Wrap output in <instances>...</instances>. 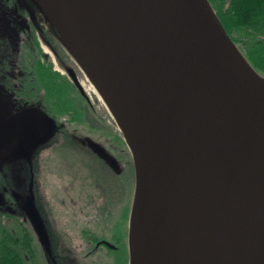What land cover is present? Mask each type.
Instances as JSON below:
<instances>
[{"label": "water", "instance_id": "95a60500", "mask_svg": "<svg viewBox=\"0 0 264 264\" xmlns=\"http://www.w3.org/2000/svg\"><path fill=\"white\" fill-rule=\"evenodd\" d=\"M17 1L42 14L64 55L85 72L55 0ZM68 3L79 37L92 22L88 8L102 19L104 59L97 54L94 65L98 83L114 90L128 139L108 111L134 172L128 264H217L219 252L206 241L216 236L211 224L227 220L252 239V264H264V77L231 40L209 1ZM61 68L83 93L73 67ZM59 128L33 105L0 118V166L23 160L30 173L24 190L19 191L21 180L14 183L11 199L51 260L31 160ZM4 195L0 190V208L7 205Z\"/></svg>", "mask_w": 264, "mask_h": 264}, {"label": "trees", "instance_id": "16d2710c", "mask_svg": "<svg viewBox=\"0 0 264 264\" xmlns=\"http://www.w3.org/2000/svg\"><path fill=\"white\" fill-rule=\"evenodd\" d=\"M7 1L0 0V41L3 37L2 25ZM208 1L225 31L229 35H240V38H235L237 47L252 68L264 77V0ZM41 66L39 78L42 90L45 93L46 105L51 106L53 117L61 125V130L55 138V141H57V137L61 136V142H58L54 150L58 151L65 147L69 149L68 146L74 147L73 149L77 151L84 148L88 152L85 157L94 163L101 164L105 171L110 174L111 184L109 188L98 181L99 177L94 179L83 158L80 159L79 155L75 157L77 162L73 161V163L77 164V170L80 171V166L83 164L85 167L82 168L83 172L81 173V176L85 178L84 183L79 184L78 187H80L82 195L87 188L86 198L84 200L80 198L76 201L72 197L71 189L66 199L58 200L54 196L52 197V208L53 211L55 210L54 213L57 211L55 214L60 224H55L57 228L51 231L50 234L51 237L53 236V240L62 242L63 252L57 256L58 260L67 263L70 258L67 253H77L83 255L82 262L85 264H127L126 236L130 208L125 207L126 188L120 182L123 174H120L118 164L114 165L115 163L112 162L110 155L101 152L99 154L92 147L93 142L96 141L92 137L102 135L103 130L99 129L95 120H88L87 110L82 109L83 107L79 101L74 104L73 99L78 98V96L73 91L74 89L71 93L67 90V84L64 81H67V79L57 72H53L51 63L48 64L49 70L45 69L44 65ZM50 73L56 75V80L54 77H49ZM0 101L2 103L0 108L3 107L0 109V115L6 114L8 109L10 111L11 108H14L11 102ZM65 121L69 125L75 124L81 127L88 135L81 137L77 130L72 129V131H69L68 127L64 126ZM106 138H109V136H106ZM92 154L97 158L96 160L92 157ZM127 166L133 172L132 163H127ZM12 187H14V184ZM122 203H124V206L120 209L119 206ZM40 205L42 206L41 202ZM65 208L71 209L70 211L73 213L72 220L66 221L65 216L58 213V211ZM118 208L120 215L116 214ZM100 239L121 243V250L118 252L108 250L107 253L98 250L96 253L86 256L94 243ZM50 262L26 218L16 209H13L12 212L0 211V264H51Z\"/></svg>", "mask_w": 264, "mask_h": 264}, {"label": "flooded vegetation", "instance_id": "af4514ba", "mask_svg": "<svg viewBox=\"0 0 264 264\" xmlns=\"http://www.w3.org/2000/svg\"><path fill=\"white\" fill-rule=\"evenodd\" d=\"M11 1L8 0L6 2L5 17L2 25L3 37L0 41V93L3 94L0 96V100L7 101L8 103L11 102L14 108H11L10 111L8 109V112L4 115H0V118H4L9 113H13L22 107L32 105L41 108L49 116L54 118L51 112L53 109H51V106L46 105V98H44L45 93L43 92L42 86L40 84L39 74L41 72V65H44V68L49 70L48 64L51 62L52 56L58 62V66L71 67L69 64L70 61L64 55V51L58 45V42L52 35L51 31L44 23H42L37 9L31 6L29 3L19 2L17 0ZM32 17L34 18V21H32ZM43 47H45L49 52H45ZM44 52L46 55H49L50 58L47 57ZM52 71L55 72L56 69L53 67ZM49 77H54L56 80L55 74H51ZM64 81L67 84V90H69L70 93L73 89V91L76 92L74 93L77 94L79 103L83 107L82 109L88 110L86 105L88 104L87 97H85V95L81 93L75 86L74 88L72 85L70 86L66 80ZM66 93L68 92L66 91ZM93 143H96V141ZM110 150L102 145L97 153L100 154L101 152L102 154L106 153V155H110L112 157V162L115 163L114 165L118 164L117 166L119 167L120 161L117 155L113 154L115 153V149L111 151ZM39 151L40 150H37V152L34 153L31 162L34 191L36 200L40 205V196L39 193H37L35 182L36 162ZM29 177V166L26 161L20 160L12 163L2 164L0 166V190H2L5 194L4 196L6 198L7 205L4 206V208H8L9 212H12V210L15 209V204L10 196V189L13 188L12 185L14 183H19V180L28 182ZM53 228L51 227L49 229L48 227L53 255V260H50V263L85 264L82 262L83 255H78L77 253H67L68 257H70L67 263L58 260L57 256L63 253L61 246L62 242L59 240L57 242L56 240H53V236L51 237L50 232L54 231L57 227L53 226ZM104 242H107L113 247L111 248L105 245ZM120 244L121 243H114L110 240L100 239L94 243L92 249L86 253V256H90L91 254L96 253L98 250H103L105 253H107L108 250L118 252L121 250Z\"/></svg>", "mask_w": 264, "mask_h": 264}, {"label": "rangeland", "instance_id": "374dc122", "mask_svg": "<svg viewBox=\"0 0 264 264\" xmlns=\"http://www.w3.org/2000/svg\"><path fill=\"white\" fill-rule=\"evenodd\" d=\"M39 13V12H38ZM39 17L46 26H48L47 21H45L41 13H39ZM228 34V33H227ZM229 35V34H228ZM231 40L235 43V38H240V35L238 34H231L229 35ZM59 43V42H58ZM236 44V43H235ZM43 46V44H42ZM237 46V45H236ZM45 48V47H44ZM72 57V56H71ZM75 58H70V65L73 67V69L76 71V75L78 79H85L86 73L82 70L80 65L76 63L74 60ZM61 73H65L63 69H59ZM83 79V80H84ZM87 81V80H86ZM85 92L87 99H88V112H87V118L90 121L95 120L97 122L99 129L103 130L102 135H98L96 137H92L93 140H96V143L100 146L104 145L107 149L114 150V155H117L119 161H120V169L121 173H123L122 178L120 180L121 185L126 188V208H130V202L133 197V191H134V176L132 169L127 166V163H132L131 160V154L123 140L122 134L118 130L115 122L113 121L112 117L110 116V113L108 109L100 103V99L97 92L94 93L89 92L87 87L83 89ZM74 104H76L79 100L78 98L73 99ZM64 126L68 127L69 131H72V129L77 130L81 137L87 136L88 133L83 131L81 127H78L77 125H69L67 121L64 122ZM106 136H109V138H106ZM60 139V140H59ZM58 142H61V136L57 137V141H53L50 146L46 147L45 149L41 150V152L38 154L37 162H36V187H37V193H39L40 196V202L42 204L43 214L46 218V222L48 224L49 229L53 226L59 225L60 222L57 219V216L54 213L52 205V197L54 196L58 200L66 199L68 194L70 193L72 197L78 201L80 198L83 200L86 198V191L83 192V195L81 193L80 187H78L79 184L84 183L85 178L81 176V173L83 172V165L80 166V171L77 170V164L73 163L75 160V157L77 155L80 156V159L83 158V161H85L88 165L89 172L92 173V177L95 179L99 177V182L101 184H104L106 187H111L110 185V174L105 171L103 166L98 163L92 162L89 158L85 157L88 155V152L82 148L81 150H74V147L69 146L68 149L65 147L64 149L55 151L54 147L58 144ZM76 145V144H74ZM110 145V146H109ZM79 149L80 147L77 146ZM113 149H112V148ZM72 149V151H71ZM110 150V151H111ZM55 151V152H54ZM117 151V152H116ZM93 155V154H92ZM85 158H84V157ZM97 159L94 155L92 156ZM77 162V161H76ZM83 162V163H85ZM85 168V167H84ZM87 183V182H86ZM26 185V181H24L21 185V189L24 190V186ZM124 206V203H122L119 208L122 209ZM118 208L117 215H120V210ZM71 209L65 208L61 211H58L60 215L65 216V220H72L73 217ZM77 220H79L77 218ZM54 229V228H53ZM127 243V238H126ZM127 245V244H126Z\"/></svg>", "mask_w": 264, "mask_h": 264}, {"label": "bare ground", "instance_id": "6f19581e", "mask_svg": "<svg viewBox=\"0 0 264 264\" xmlns=\"http://www.w3.org/2000/svg\"><path fill=\"white\" fill-rule=\"evenodd\" d=\"M55 2L58 4L60 10L59 13L63 16L65 22L67 23V28L72 35L73 45H75L74 47L77 51L78 58L85 68L86 78H83L84 80L79 79V82L83 88L87 87L89 92L94 94L95 91L97 92L100 103H103L102 105L111 111L117 122L118 128L120 131L124 132L116 107L114 90L112 91L110 88H106L98 83L100 77L97 72V68L94 65L97 54L104 59V56H102L104 33L101 30L102 19L99 17L100 13L98 10L95 11V8L94 10L90 8L87 9L89 14L92 13V22L90 24V28H85L86 31L79 37V35L77 36L76 34L77 32L74 34L71 25L72 23H70L71 20L67 14V6H69L68 0H55ZM106 3L107 2H105V4ZM78 41L82 46L80 44L78 45ZM124 133L126 139H128L126 132ZM211 228L216 230V236L214 239L206 241V245L219 252V261L217 264H252V239L241 227L237 225L235 221L227 220L221 224L213 223L211 224ZM192 244L194 245V243Z\"/></svg>", "mask_w": 264, "mask_h": 264}]
</instances>
